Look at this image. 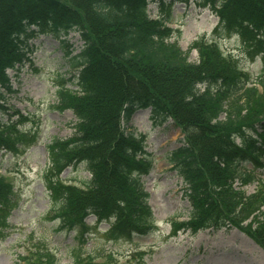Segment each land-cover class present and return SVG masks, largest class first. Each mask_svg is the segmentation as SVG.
<instances>
[{"label": "trees", "instance_id": "trees-1", "mask_svg": "<svg viewBox=\"0 0 264 264\" xmlns=\"http://www.w3.org/2000/svg\"><path fill=\"white\" fill-rule=\"evenodd\" d=\"M168 1L0 0V152L23 155L22 146L34 141L20 134L18 125L29 118L12 121L19 112L7 105L2 90L14 92L9 70L32 62L30 42L51 34L61 40L72 71L60 83L55 109L71 111L77 119L71 138L47 146L43 178L52 205L49 220L58 221L59 231L79 232L83 239L89 216L110 222L107 236L113 240L155 230L150 194L141 183L152 169V156L144 136L124 129L138 112L150 110L156 127L172 123L183 137L171 164L184 181L192 211L189 222L173 224V236L183 229L196 233L231 227L264 249V182L257 178L264 169V74L252 79L217 42L205 38L190 46L200 55L198 63H190L179 47L181 32L167 27L170 19L149 18L150 3L168 9ZM207 4L219 18L215 34L238 36L264 65V0ZM70 34L82 42L77 55L67 41ZM258 128L259 135L251 133ZM82 165L91 175L83 188L61 179L67 169ZM236 183L258 184V190L247 196L236 190ZM17 207L14 185L0 177V242L8 236ZM58 262L54 252L37 247L15 264ZM75 264L145 261L141 253L128 263L109 253L76 258Z\"/></svg>", "mask_w": 264, "mask_h": 264}, {"label": "rangeland", "instance_id": "rangeland-1", "mask_svg": "<svg viewBox=\"0 0 264 264\" xmlns=\"http://www.w3.org/2000/svg\"><path fill=\"white\" fill-rule=\"evenodd\" d=\"M204 2L169 0L165 5L167 10L152 2L148 13L153 20L160 15L171 18L168 26L181 31L179 47L190 63L200 60L199 52L190 49L191 44L205 37L217 42L224 54L232 55L239 66L257 80L264 74L262 61L238 36L215 34L219 18ZM78 39L74 34L67 36L74 48L73 55L81 51ZM60 42L51 34L39 36L30 42L34 50L32 62L8 71L14 92L5 93V98L7 105L20 113L12 121L17 122L21 115L28 116L29 120L19 124L18 129L20 134L26 135L28 142L34 141L22 146L23 155L0 152V177L14 185L18 198V208L9 219L8 236L0 242V264L18 263L27 251L37 247L54 252L58 264H75L76 258L88 255L103 258L109 253L115 254L120 262L128 263L138 252L145 255L146 264H264V249L236 228L219 231L203 228L196 233L187 230L181 231L177 237H170L172 224L187 222L192 211L190 201L184 197L183 179L171 164L172 153L182 146L183 137L172 123L154 127L150 111L135 115L130 128L125 130L136 136H145L146 150L152 155L153 169L142 177L141 182L151 194L149 204L154 212L155 231L130 240H111L107 236L110 222L98 224L94 217L88 218L89 229L83 239L79 232L59 231L58 221L49 220L52 205L43 178L49 166L47 146L55 139L71 138L77 122L73 112L55 109L61 81L72 77ZM66 86L76 90V86L69 83ZM261 131L258 128L251 133L259 135ZM257 178L264 181V169L257 171ZM61 179L69 185L83 187L82 182H89L91 175L82 165L67 169ZM235 188L249 196L257 192L258 185L240 187L236 183Z\"/></svg>", "mask_w": 264, "mask_h": 264}]
</instances>
